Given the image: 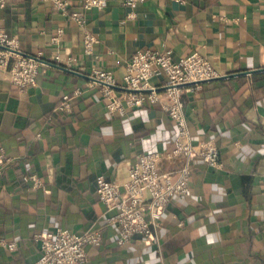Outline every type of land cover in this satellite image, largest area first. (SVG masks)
I'll return each mask as SVG.
<instances>
[{
  "label": "crops",
  "instance_id": "0c3cea01",
  "mask_svg": "<svg viewBox=\"0 0 264 264\" xmlns=\"http://www.w3.org/2000/svg\"><path fill=\"white\" fill-rule=\"evenodd\" d=\"M82 1L68 0L69 9ZM124 1L86 12L95 42L84 53L83 29L50 3L0 0V30L42 66L37 85L26 88L0 68V153L10 159L0 174V264L35 262V235L55 226L101 231L86 264H264V0ZM142 48L171 49L175 60L196 51L220 74L198 89L184 85L181 96L191 139L215 142L219 165L192 156L190 194L165 207L150 238L121 245L96 178L124 182L140 153L171 150L176 127L163 107L164 77L152 80L160 92L152 105L110 112L88 76L93 67L109 70L115 90L127 91L121 75ZM75 88L82 92L66 114L61 95ZM184 161L163 158L160 169ZM24 173L42 185L30 188Z\"/></svg>",
  "mask_w": 264,
  "mask_h": 264
},
{
  "label": "built area",
  "instance_id": "2783aa9c",
  "mask_svg": "<svg viewBox=\"0 0 264 264\" xmlns=\"http://www.w3.org/2000/svg\"><path fill=\"white\" fill-rule=\"evenodd\" d=\"M50 3L53 8L67 14L79 27L83 29V52L90 53L93 49L95 36L86 28V12L92 8H100L106 0H83L80 8L69 9L68 0H40ZM136 0H125V5H131ZM182 2L183 0H175ZM264 5V2H263ZM62 29L58 28L53 42L58 43ZM3 46V47H2ZM7 47V48H4ZM18 42L6 32L0 30V68L8 73V79L18 88L37 85L38 75L41 72V62L35 58L24 56L18 51ZM55 59L59 55L54 56ZM71 57H68L69 61ZM126 63L122 73V81L127 91L117 92L116 79L111 71L91 68L89 77L91 85L99 87V92L105 98V108L110 112H125L130 107L152 105L159 100L160 92L152 85L155 77L166 79L165 89L169 98L164 105L170 120L176 127L173 146L168 152L147 150L140 153L131 163L124 182L112 181L98 176L96 195L112 213L108 221L118 225V244L129 241L135 235L143 239L152 236L151 225L173 199L184 198L190 193V167L192 156H197L205 164L219 165L218 147L211 139L194 142L186 124L182 103L183 86L189 84L192 89H198L206 80L220 76L216 68L207 57L194 51L178 60L172 58L171 49H137ZM82 89L75 88L71 93L61 95L58 109L69 114L71 112L72 96L80 95ZM181 156L184 164L176 170L163 171L160 162L163 158L170 159ZM10 159L0 153V174L5 163ZM21 179L35 189L42 185L36 174L24 173ZM264 191V176L261 180ZM39 244V258L32 264H86L89 244H99L101 231L98 228H89L83 232H75L61 226L39 232L35 235ZM14 247V242L7 243Z\"/></svg>",
  "mask_w": 264,
  "mask_h": 264
},
{
  "label": "water",
  "instance_id": "95a60500",
  "mask_svg": "<svg viewBox=\"0 0 264 264\" xmlns=\"http://www.w3.org/2000/svg\"><path fill=\"white\" fill-rule=\"evenodd\" d=\"M3 47V46H2ZM4 48H7V47H4ZM7 49H9V48H7ZM10 50V49H9ZM18 51V50H17ZM19 52V51H18ZM20 53V52H19ZM21 54V53H20ZM22 55H24V54H22ZM24 56H26V55H24ZM36 59H38V58H36ZM39 60V59H38ZM89 77V76H88ZM90 78V77H89ZM219 77H217V78H214V79H218ZM92 79V78H91ZM210 80H213V79H210ZM206 81H209V80H206ZM114 89H116V86L114 85V86H112ZM128 90V89H127Z\"/></svg>",
  "mask_w": 264,
  "mask_h": 264
}]
</instances>
